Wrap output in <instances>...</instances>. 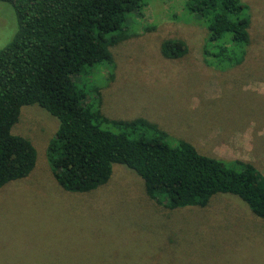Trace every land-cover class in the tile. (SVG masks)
<instances>
[{
	"label": "rangeland",
	"instance_id": "1",
	"mask_svg": "<svg viewBox=\"0 0 264 264\" xmlns=\"http://www.w3.org/2000/svg\"><path fill=\"white\" fill-rule=\"evenodd\" d=\"M146 1L142 20L134 17L136 34L112 48L117 66L101 87L102 112L144 117L171 144L187 139L200 152L250 160L264 173V0H244L252 12L249 55L227 67L204 61L207 31L186 0ZM17 30L14 6L0 0V48ZM174 37L189 50L169 58L161 44ZM97 71L106 80L108 69ZM58 125L28 104L12 128L34 143L37 160L27 176L0 188V264H264V218L234 194L170 209L119 163L93 190L64 189L47 156Z\"/></svg>",
	"mask_w": 264,
	"mask_h": 264
},
{
	"label": "trees",
	"instance_id": "2",
	"mask_svg": "<svg viewBox=\"0 0 264 264\" xmlns=\"http://www.w3.org/2000/svg\"><path fill=\"white\" fill-rule=\"evenodd\" d=\"M2 1L14 6L18 30L0 48V188L35 167L36 146L12 128L24 105L38 104L59 119L47 156L64 189L93 190L119 163L135 170L147 194L167 208L204 206L214 195L230 193L264 218V173L252 161L200 152L187 139L171 144L155 122L102 112L101 87L117 66L112 48L136 34L134 17L142 18L146 0ZM185 7L206 28L205 62L227 67L246 61L252 43L247 2L186 0ZM188 50L178 37L161 44L169 58ZM103 67L108 76L100 81L97 69Z\"/></svg>",
	"mask_w": 264,
	"mask_h": 264
}]
</instances>
